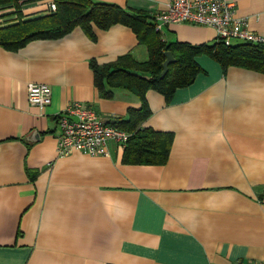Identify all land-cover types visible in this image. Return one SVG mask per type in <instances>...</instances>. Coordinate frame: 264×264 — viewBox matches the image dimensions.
<instances>
[{"label":"crops","instance_id":"1","mask_svg":"<svg viewBox=\"0 0 264 264\" xmlns=\"http://www.w3.org/2000/svg\"><path fill=\"white\" fill-rule=\"evenodd\" d=\"M94 1L155 19L167 43L218 42L209 27L160 23L167 0ZM237 12L264 35V0H237ZM94 31L78 27L19 50L0 45V264L264 261V73L201 54V73L170 102L149 90L151 115L141 126L173 133L165 164L127 163L116 143L110 156L58 157L57 115L70 103L107 123L142 104L108 85L105 98L92 63L144 62L147 45L125 25ZM35 83L52 89L44 108L29 102Z\"/></svg>","mask_w":264,"mask_h":264},{"label":"trees","instance_id":"2","mask_svg":"<svg viewBox=\"0 0 264 264\" xmlns=\"http://www.w3.org/2000/svg\"><path fill=\"white\" fill-rule=\"evenodd\" d=\"M54 1L57 4L56 13L0 27V45L19 50L34 40L62 38L78 27L90 36H95L94 28L104 31L119 24L131 28L139 43L148 47L147 61L139 62L127 55L114 64L92 63L96 86L105 98L113 96L112 90H106L108 85L112 89H128L142 101L139 108H129V119L106 122L131 134L123 155L127 163L160 165L167 162L173 133L141 126L151 115L146 94L149 90H155L170 102L178 89L193 84L201 73L202 68L197 61L201 54L215 58L225 67L235 65L264 73V44L238 42L227 46L217 42L214 45L195 46L181 42L167 43L161 39L155 19L130 14L117 4L94 0ZM165 51H171L176 62L169 66L168 73L162 78Z\"/></svg>","mask_w":264,"mask_h":264},{"label":"built area","instance_id":"3","mask_svg":"<svg viewBox=\"0 0 264 264\" xmlns=\"http://www.w3.org/2000/svg\"><path fill=\"white\" fill-rule=\"evenodd\" d=\"M47 9L51 13L56 11L54 0H49ZM158 20L163 24L185 23L212 28L217 33V41L227 46L234 41L264 44V35L251 30L248 18L238 14L237 0H167V9L158 15ZM28 98L32 105L44 108L52 101V89L44 83L31 84ZM57 118L58 157L75 151L89 156H110L111 143L124 150L131 136L126 130L107 124L82 102L70 103ZM242 264H264V261L249 260Z\"/></svg>","mask_w":264,"mask_h":264},{"label":"rangeland","instance_id":"4","mask_svg":"<svg viewBox=\"0 0 264 264\" xmlns=\"http://www.w3.org/2000/svg\"><path fill=\"white\" fill-rule=\"evenodd\" d=\"M55 2V1H54ZM49 0H37L29 2L28 0H15L10 2H1L0 1V27H5V24H9L14 22L11 25L17 24L22 21H27L34 13L42 12V16L53 14L57 12L51 13L48 9ZM56 4V2H55ZM34 8H39L41 10L34 12L32 11ZM57 8V4H56ZM14 15V17H8ZM36 18V17H34ZM3 19V20H2ZM5 25V26H2ZM10 26V25H8ZM237 41H234V44H237Z\"/></svg>","mask_w":264,"mask_h":264},{"label":"water","instance_id":"5","mask_svg":"<svg viewBox=\"0 0 264 264\" xmlns=\"http://www.w3.org/2000/svg\"><path fill=\"white\" fill-rule=\"evenodd\" d=\"M162 23V22H160ZM166 59L163 63V71H162V74H161V77L164 78L166 76V74L168 73L169 71V66L176 62V58L174 57L173 53L171 51H165L164 53ZM40 138V134L38 132H35L32 137L30 138L32 141H36Z\"/></svg>","mask_w":264,"mask_h":264}]
</instances>
